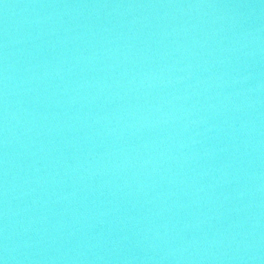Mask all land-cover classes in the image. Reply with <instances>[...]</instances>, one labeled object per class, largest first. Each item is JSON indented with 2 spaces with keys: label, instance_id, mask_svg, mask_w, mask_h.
Wrapping results in <instances>:
<instances>
[{
  "label": "water",
  "instance_id": "obj_1",
  "mask_svg": "<svg viewBox=\"0 0 264 264\" xmlns=\"http://www.w3.org/2000/svg\"><path fill=\"white\" fill-rule=\"evenodd\" d=\"M0 264H264V0H0Z\"/></svg>",
  "mask_w": 264,
  "mask_h": 264
}]
</instances>
